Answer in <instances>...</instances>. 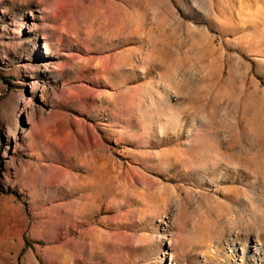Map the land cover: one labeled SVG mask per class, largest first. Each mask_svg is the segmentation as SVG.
<instances>
[{
	"label": "rangeland",
	"instance_id": "obj_1",
	"mask_svg": "<svg viewBox=\"0 0 264 264\" xmlns=\"http://www.w3.org/2000/svg\"><path fill=\"white\" fill-rule=\"evenodd\" d=\"M0 264H264V0H0Z\"/></svg>",
	"mask_w": 264,
	"mask_h": 264
}]
</instances>
